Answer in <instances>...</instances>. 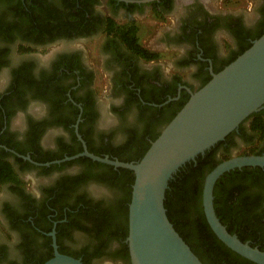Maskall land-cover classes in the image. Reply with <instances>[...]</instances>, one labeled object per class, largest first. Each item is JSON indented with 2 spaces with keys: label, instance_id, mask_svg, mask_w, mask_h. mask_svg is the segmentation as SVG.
Segmentation results:
<instances>
[{
  "label": "flooded vegetation",
  "instance_id": "flooded-vegetation-1",
  "mask_svg": "<svg viewBox=\"0 0 264 264\" xmlns=\"http://www.w3.org/2000/svg\"><path fill=\"white\" fill-rule=\"evenodd\" d=\"M224 1L0 0V264H32L25 249L36 259L53 256L52 232L59 253L88 264H131L126 238L97 239L75 226L91 227L81 211L107 210L118 192L80 182L86 167L78 160L87 157L64 159L86 150L119 161L128 139L145 136L150 144L171 116L165 107L183 91H197L239 50L243 42L234 30L241 26L252 36L264 22V0H254L247 17L222 10ZM121 30H159L151 45L139 46L174 53L168 68L175 73L161 58L137 55ZM187 69L190 79L181 77L176 97L163 93V103L151 101ZM99 78L106 83L100 90ZM256 114L264 123V107ZM252 115L220 141L215 161L264 155ZM222 176L221 186L233 189L231 202L257 198V210L264 211V167ZM254 225L258 239L246 242L259 249L264 217Z\"/></svg>",
  "mask_w": 264,
  "mask_h": 264
},
{
  "label": "water",
  "instance_id": "water-1",
  "mask_svg": "<svg viewBox=\"0 0 264 264\" xmlns=\"http://www.w3.org/2000/svg\"><path fill=\"white\" fill-rule=\"evenodd\" d=\"M263 107L264 33L220 72H211V79L204 86L190 93L188 101L138 162L125 163L86 150L64 161L84 156L133 172L126 238L131 264H202L167 218L164 199L168 183L182 166L204 154ZM242 167L263 168L264 155L236 156L217 164L204 178L203 213L221 243L255 264H264V251L230 234L214 209L216 181L224 173ZM51 236L53 256L43 264H83L59 253L53 232Z\"/></svg>",
  "mask_w": 264,
  "mask_h": 264
},
{
  "label": "trees",
  "instance_id": "trees-1",
  "mask_svg": "<svg viewBox=\"0 0 264 264\" xmlns=\"http://www.w3.org/2000/svg\"><path fill=\"white\" fill-rule=\"evenodd\" d=\"M2 33L6 38L7 32L3 31ZM233 33L237 39L243 43L239 50L233 53L232 57L225 61L221 67L214 68V73L220 72L225 66L233 62L251 46L254 40L258 39L264 33V22L260 24L259 30L252 36L249 31L243 30L241 26L238 30H234ZM121 34H123L124 41L132 45L131 49L134 50L137 55L147 60L160 59L162 57L160 54L150 53L139 46L140 38L138 36V30H121ZM248 36L251 37V41L245 43L244 40L248 38ZM186 65V61L179 63L180 67H185ZM210 79L211 76L207 75L201 87ZM180 81L181 77L178 75L175 76V81L168 86V88L162 89L163 92L151 101L156 105L163 103L165 100V98L162 97L163 93L171 98L176 97L177 86ZM181 95L178 101H172L165 107L166 110L168 109L171 111V116L166 125L190 97L184 91ZM252 117H254L252 128L256 131L258 130L262 136H264V123L259 118V114L255 113ZM159 134H157L152 141H154ZM144 138L145 136L139 141H135L133 138L128 139L126 145L121 150L123 155L125 154L126 156L121 158L122 154H119V161L125 163L138 162L150 146V144L145 142ZM220 144H222V142L216 143L214 147L206 150L204 154H199L194 161L187 162L169 181L164 199L167 218L173 225L175 231L203 264H205V262L207 263L209 258L213 261L214 259L217 261L220 260L223 264H254L234 253L221 243L211 231L203 213V182L205 176L219 163L215 161L214 153ZM93 154L104 157V155L99 153L94 152ZM78 161L86 167L80 176V182L90 181L105 184L109 189L118 192V194L116 193L118 199L113 200L111 203L115 205L113 206L112 204L107 210L96 208L95 210L90 209L87 212L81 211V215L83 214L85 220L91 221V227H85L83 225L75 226L82 231L93 232L95 235L94 237L97 239H100L102 237L101 235L105 234L109 239L124 240L128 235V205L130 203L131 190L134 182L133 172L127 169L114 168L112 166L93 162L87 158ZM253 174L254 176L256 175L255 172H253ZM220 181L221 179L216 182L213 191L214 209L219 221L230 234H236L241 242H246V240L249 239L257 241L258 236L252 231V227L255 226V221L264 217V211L257 210L258 205L256 201L258 199H240L236 203L231 202L234 198L233 189H224ZM115 223H117V225ZM260 244L263 246L260 245L259 249L264 250V242L262 241ZM250 246L253 247L254 245L251 244ZM24 251V260L32 264H43L52 257L36 259L35 257H31V250L25 249ZM124 252L127 254V246H125ZM60 253L64 254L63 251H60ZM220 256L223 259H221ZM81 262L83 264H88L86 258H83Z\"/></svg>",
  "mask_w": 264,
  "mask_h": 264
},
{
  "label": "rangeland",
  "instance_id": "rangeland-1",
  "mask_svg": "<svg viewBox=\"0 0 264 264\" xmlns=\"http://www.w3.org/2000/svg\"><path fill=\"white\" fill-rule=\"evenodd\" d=\"M254 2V0H225L224 3H220L219 6L222 10H230L234 12L236 11L247 17L252 15L253 9L255 7ZM157 31L159 30H139L138 35L140 36V44L142 46L151 45L154 39V35ZM89 48L91 50H94V44L90 45ZM174 56V53H163L161 57V62L164 64L165 69L169 71V73H175L174 70L168 68V65L171 64V59L174 58ZM176 73L183 79H190L189 69L185 70V72L177 71ZM105 85L106 83L99 78V80L97 81L99 90L104 88ZM104 191L109 192L107 189H104Z\"/></svg>",
  "mask_w": 264,
  "mask_h": 264
}]
</instances>
